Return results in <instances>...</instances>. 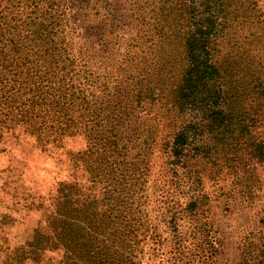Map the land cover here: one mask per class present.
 <instances>
[{"label":"rangeland","instance_id":"rangeland-1","mask_svg":"<svg viewBox=\"0 0 264 264\" xmlns=\"http://www.w3.org/2000/svg\"><path fill=\"white\" fill-rule=\"evenodd\" d=\"M53 2L59 4L51 13L58 35L72 54L82 55L74 70L86 74L102 99V116L123 114L117 129L123 150L114 172L104 164L94 169L99 151L86 154L90 142L83 133L42 147L33 137L0 128V243L29 238L42 210L40 196L55 184L53 196L71 186L75 202L89 198L91 210H114L108 229L127 220L140 236L147 227L142 210L155 213L151 225L161 222V231L163 219L180 216L195 198L194 210L218 229L216 264H239L242 243L264 232V162L249 154L252 143H264V0H243L238 10L232 2L213 41L231 83L224 107L241 123L236 127L232 117L235 134L210 153L192 157L196 146H187L183 164H175L168 141L176 122L171 89L186 65L185 11L177 10L175 23L169 0ZM238 148L242 159L227 160Z\"/></svg>","mask_w":264,"mask_h":264},{"label":"trees","instance_id":"trees-1","mask_svg":"<svg viewBox=\"0 0 264 264\" xmlns=\"http://www.w3.org/2000/svg\"><path fill=\"white\" fill-rule=\"evenodd\" d=\"M53 1L0 0V128L17 137H33L42 147L58 142L65 134L83 133L90 142L86 154L99 151L100 161L94 169L104 164L114 172L123 150L117 130L123 114L102 116L98 104L102 99L92 91L86 74L74 70L82 55L72 54V48L58 35L59 22L51 13L58 11L59 4ZM232 2L236 10L244 4L243 0H169L168 11L175 23L177 10L186 15V65L171 89L176 122L168 143L175 164L184 163V151L191 144L196 146L191 147L192 157L227 144L235 134L232 117L236 127L241 123L238 115L224 107L231 83L223 68L225 61L217 59L213 48ZM138 93L140 96L142 90ZM239 150L227 160L242 159ZM249 154L256 163L264 162V143H252ZM53 189L55 184L40 196L42 210H38L40 216L29 238L12 246L0 243V264L219 263L214 258L221 247L218 229L211 218L194 210L195 198H190L180 216L163 219L161 231V222L151 225L155 213L142 210L147 227L140 236L137 226L127 220L123 227L108 229L106 225L115 223L114 210H91L89 198L75 202L71 186L62 188L58 197L51 194ZM138 222L143 225V218ZM133 245L138 255L133 253ZM239 264H264V232L242 243Z\"/></svg>","mask_w":264,"mask_h":264}]
</instances>
